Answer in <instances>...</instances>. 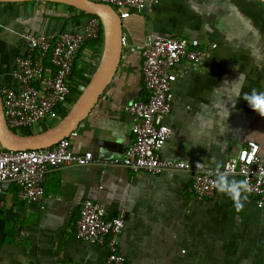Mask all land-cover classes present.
<instances>
[{
  "label": "crops",
  "instance_id": "crops-1",
  "mask_svg": "<svg viewBox=\"0 0 264 264\" xmlns=\"http://www.w3.org/2000/svg\"><path fill=\"white\" fill-rule=\"evenodd\" d=\"M88 20L58 3H0V87H17L16 59L26 52L21 34L81 32ZM122 23L125 42L118 70L67 138L73 153L90 152L93 162L50 170L40 203L23 201L16 184L4 185L0 264H106L108 248L76 238V222L87 200L101 205L108 217L125 214L119 247L128 264H264V209L256 196L245 193L238 211L217 190L213 198L200 199L192 172L153 176L122 166L133 141L126 107L148 98L137 47L151 34L212 49L196 70L183 64L172 72V113L166 120L172 134L162 158L193 170H217L219 164L223 172L230 158L255 141L264 163V117L242 98L252 89L264 92V6L256 0H148L146 13L131 10ZM102 51L101 41L79 50L70 109ZM242 73L243 80L235 84ZM237 89L240 97L229 99ZM197 163L204 167L198 169Z\"/></svg>",
  "mask_w": 264,
  "mask_h": 264
},
{
  "label": "built area",
  "instance_id": "built-area-1",
  "mask_svg": "<svg viewBox=\"0 0 264 264\" xmlns=\"http://www.w3.org/2000/svg\"><path fill=\"white\" fill-rule=\"evenodd\" d=\"M91 1L109 5L117 10L121 19L128 18L131 10L142 11L148 3V0ZM256 1L264 6V0ZM101 29V21L93 17L81 32L20 35L26 44V52L16 59L13 78L17 87H0L6 123L12 131L21 135H24L22 132L35 134L52 121L63 119L70 110V80L79 50L86 43L99 39ZM211 50L195 49L185 40L153 34L137 47L142 57L141 71L148 98L126 107L133 120V141L125 150L122 161V166L133 173L159 176L167 171L192 172L193 189L200 199L215 196L213 181L217 170H193L182 161L162 158L161 150L172 134L166 122L172 113V72L183 64L196 70ZM259 150L257 142L248 141L226 162L223 171L247 180L251 189L248 193L256 196L258 206L264 209V163ZM91 162L93 154L76 155L67 138L50 148L38 150L1 148L0 191L7 183L16 184L23 201L40 203L44 199L43 181L50 170L70 165L85 166ZM125 225L124 213L108 217L101 205L87 200L76 222V238L108 248L106 264H128L119 247Z\"/></svg>",
  "mask_w": 264,
  "mask_h": 264
},
{
  "label": "water",
  "instance_id": "water-1",
  "mask_svg": "<svg viewBox=\"0 0 264 264\" xmlns=\"http://www.w3.org/2000/svg\"><path fill=\"white\" fill-rule=\"evenodd\" d=\"M49 2L73 7L99 18L103 29V51L90 81L67 115L54 127L31 135L12 131L5 119L0 95V147L6 150H38L50 148L70 137L93 109L114 78L123 52V23L118 12L106 4L91 0H0V3ZM148 3L141 13H146Z\"/></svg>",
  "mask_w": 264,
  "mask_h": 264
},
{
  "label": "clouds",
  "instance_id": "clouds-1",
  "mask_svg": "<svg viewBox=\"0 0 264 264\" xmlns=\"http://www.w3.org/2000/svg\"><path fill=\"white\" fill-rule=\"evenodd\" d=\"M243 80V73L240 75L239 80L235 84H239ZM239 89L231 94L232 98H239ZM243 100L247 102L249 107L261 117H264V92H258L252 89L250 93H244ZM196 167L203 168L204 165L197 163ZM220 165L217 164V171L215 180L213 181L216 190L228 196L234 203L236 209L242 210L244 207L243 201L247 200L245 193L250 192V186L247 180L229 179L230 173L228 171H219Z\"/></svg>",
  "mask_w": 264,
  "mask_h": 264
},
{
  "label": "trees",
  "instance_id": "trees-1",
  "mask_svg": "<svg viewBox=\"0 0 264 264\" xmlns=\"http://www.w3.org/2000/svg\"><path fill=\"white\" fill-rule=\"evenodd\" d=\"M71 8L72 10H75V8L73 7H69ZM84 16L88 17L89 19L90 18H93V17H96V16H92V15H89V14H86V13H83L81 12ZM97 18V17H96ZM99 19V18H98ZM100 39V40H99ZM99 39H97L96 41H94V44H98L100 41L103 42V29H101V33H100V37ZM90 81V79H84V82H83V86H85L88 82ZM75 92H76V88L74 89ZM78 92V91H77ZM73 93V92H72ZM68 113V112H67ZM67 113L65 114V116L67 115ZM22 134L24 135H31L33 134L32 132H22Z\"/></svg>",
  "mask_w": 264,
  "mask_h": 264
},
{
  "label": "rangeland",
  "instance_id": "rangeland-1",
  "mask_svg": "<svg viewBox=\"0 0 264 264\" xmlns=\"http://www.w3.org/2000/svg\"><path fill=\"white\" fill-rule=\"evenodd\" d=\"M117 11V10H116ZM83 87L81 88V92L83 91ZM69 111V110H68ZM60 121H52L51 122V125L49 124L47 127H45V130H48V129H50V127H53V126H55V125H57L58 123H59Z\"/></svg>",
  "mask_w": 264,
  "mask_h": 264
}]
</instances>
